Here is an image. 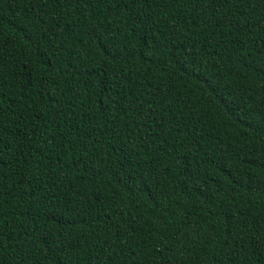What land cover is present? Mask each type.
Wrapping results in <instances>:
<instances>
[{
	"label": "trees",
	"instance_id": "trees-1",
	"mask_svg": "<svg viewBox=\"0 0 264 264\" xmlns=\"http://www.w3.org/2000/svg\"><path fill=\"white\" fill-rule=\"evenodd\" d=\"M0 264H264V0H0Z\"/></svg>",
	"mask_w": 264,
	"mask_h": 264
}]
</instances>
